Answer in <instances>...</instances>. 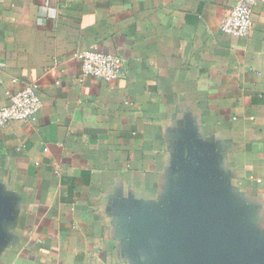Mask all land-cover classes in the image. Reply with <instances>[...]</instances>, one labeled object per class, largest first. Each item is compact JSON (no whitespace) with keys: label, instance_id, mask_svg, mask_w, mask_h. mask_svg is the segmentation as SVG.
Listing matches in <instances>:
<instances>
[{"label":"crops","instance_id":"crops-1","mask_svg":"<svg viewBox=\"0 0 264 264\" xmlns=\"http://www.w3.org/2000/svg\"><path fill=\"white\" fill-rule=\"evenodd\" d=\"M236 1L0 0V109L28 85L42 103L0 128V264H137L120 220L164 201L194 143L264 232V0L231 38ZM90 49L123 77L82 78Z\"/></svg>","mask_w":264,"mask_h":264},{"label":"water","instance_id":"water-1","mask_svg":"<svg viewBox=\"0 0 264 264\" xmlns=\"http://www.w3.org/2000/svg\"><path fill=\"white\" fill-rule=\"evenodd\" d=\"M184 149L164 201L132 204L120 220L129 255L137 264H264V232L251 209L225 186L207 148ZM7 205L0 198V245Z\"/></svg>","mask_w":264,"mask_h":264},{"label":"built area","instance_id":"built-area-1","mask_svg":"<svg viewBox=\"0 0 264 264\" xmlns=\"http://www.w3.org/2000/svg\"><path fill=\"white\" fill-rule=\"evenodd\" d=\"M254 0H237L220 23V31L231 38H246L252 29ZM81 77L114 82L123 77V62L119 56L103 54L94 49L79 55ZM2 64H0V68ZM42 103L35 85H28L8 96L0 109V128L14 122H29L41 109Z\"/></svg>","mask_w":264,"mask_h":264}]
</instances>
